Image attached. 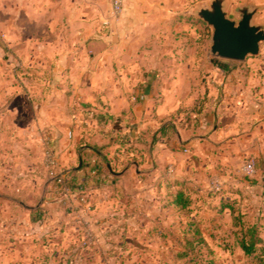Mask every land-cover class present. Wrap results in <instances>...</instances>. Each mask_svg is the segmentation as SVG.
<instances>
[{
	"label": "crops",
	"instance_id": "1",
	"mask_svg": "<svg viewBox=\"0 0 264 264\" xmlns=\"http://www.w3.org/2000/svg\"><path fill=\"white\" fill-rule=\"evenodd\" d=\"M134 3L107 28L68 5L64 66L0 98V264L64 261L74 230L101 242L116 233L111 222L133 196L150 188L159 199L186 186L205 189L213 173L238 172L249 156L264 173L263 53L242 67L222 59L228 69H219L210 51L199 54L196 37H153L157 27L141 21ZM48 147L87 198L89 216L72 212L75 199L71 209L62 204L42 165Z\"/></svg>",
	"mask_w": 264,
	"mask_h": 264
},
{
	"label": "rangeland",
	"instance_id": "2",
	"mask_svg": "<svg viewBox=\"0 0 264 264\" xmlns=\"http://www.w3.org/2000/svg\"><path fill=\"white\" fill-rule=\"evenodd\" d=\"M211 1L134 0V4L142 7L141 21L147 20L157 27L153 37L161 34L187 38L191 35L197 38V50L203 54L210 51L213 29L196 16V11L209 7ZM51 2L47 6L50 0H0V98L4 95L11 97L16 91L14 88L45 83L47 77L42 73L65 63L61 55L65 47L63 39L66 37L68 5L79 4L81 14L87 21L100 22L101 27H105L101 18L111 5V0ZM245 6L257 8L253 23L264 25V0H227L228 17L237 21L240 18L238 9ZM189 19L197 22L192 23L191 29L185 24ZM166 22L167 26L169 23L173 25L171 29L163 27ZM180 23L181 26H178ZM50 24H53V28ZM262 53L264 55V45ZM243 64L232 62L236 67ZM35 72H40V75ZM199 83L203 85L206 79L201 77ZM200 99L197 110L200 101H203ZM19 100V105L26 106L21 104L22 99ZM22 110L25 114L30 113L27 107ZM51 147L59 150L55 145ZM250 158L252 156L244 159L238 172L213 173L205 189L182 187L185 197L189 199L186 208L173 206V196L166 194L163 198L160 195L159 199L156 187L144 191L143 196H133V204L111 222L110 229L116 233L111 232L114 234L104 237L101 242L95 244L94 241L85 247L83 237L74 230L73 234L77 236L70 240L72 242L64 261L61 262L59 258L55 264H262L264 173L258 171L257 165L254 174L244 172L243 167ZM128 184L131 185L130 191L139 192L133 181ZM253 226L261 242L257 245L256 253L247 256L240 241L248 228Z\"/></svg>",
	"mask_w": 264,
	"mask_h": 264
},
{
	"label": "water",
	"instance_id": "3",
	"mask_svg": "<svg viewBox=\"0 0 264 264\" xmlns=\"http://www.w3.org/2000/svg\"><path fill=\"white\" fill-rule=\"evenodd\" d=\"M226 1L212 0L209 7L196 11V16L213 29L211 55L236 62L259 56L264 45V25L253 23L258 9L248 6L238 9L240 18L235 21L227 15Z\"/></svg>",
	"mask_w": 264,
	"mask_h": 264
},
{
	"label": "built area",
	"instance_id": "4",
	"mask_svg": "<svg viewBox=\"0 0 264 264\" xmlns=\"http://www.w3.org/2000/svg\"><path fill=\"white\" fill-rule=\"evenodd\" d=\"M127 2L128 0H111L110 17L103 22L105 27H109L111 19H120L122 17ZM42 165L47 171L49 178L54 182L55 191L62 198V204L71 209V202L75 199L80 206L77 210L71 209L72 212L89 216L90 207L87 198L78 195L79 191L74 187L61 167L58 154L50 147L46 148L43 153ZM243 170L247 175H252L256 172V161L253 157L249 159ZM94 241V234L90 230H85L83 232V246L88 247Z\"/></svg>",
	"mask_w": 264,
	"mask_h": 264
},
{
	"label": "trees",
	"instance_id": "5",
	"mask_svg": "<svg viewBox=\"0 0 264 264\" xmlns=\"http://www.w3.org/2000/svg\"><path fill=\"white\" fill-rule=\"evenodd\" d=\"M213 63L216 67L222 70H227L228 66L225 64V61L219 58H213ZM166 127V126H165ZM98 154L101 153V149L94 148ZM76 186V185H75ZM188 197H185V193L183 190H179L175 196L173 201L174 206H178L181 208H186L189 205ZM230 207V206H229ZM244 226V225H243ZM247 237H249V241H247ZM261 242V239L257 236V229L255 226L249 227L247 233H244L242 239L240 241V245L242 250L247 256H252L257 251V245ZM262 264H264V260L262 259Z\"/></svg>",
	"mask_w": 264,
	"mask_h": 264
}]
</instances>
